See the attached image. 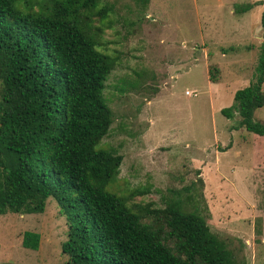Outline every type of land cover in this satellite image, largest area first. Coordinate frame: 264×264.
<instances>
[{"label": "rangeland", "instance_id": "1", "mask_svg": "<svg viewBox=\"0 0 264 264\" xmlns=\"http://www.w3.org/2000/svg\"><path fill=\"white\" fill-rule=\"evenodd\" d=\"M105 2L115 13L101 51L116 67L104 91L114 121L102 147L124 158L109 189L149 211L194 195L239 264H264V137L222 113L254 79L264 0ZM26 232L40 235L38 250L23 247ZM67 234L54 199L43 214L0 215V264H67Z\"/></svg>", "mask_w": 264, "mask_h": 264}, {"label": "trees", "instance_id": "2", "mask_svg": "<svg viewBox=\"0 0 264 264\" xmlns=\"http://www.w3.org/2000/svg\"><path fill=\"white\" fill-rule=\"evenodd\" d=\"M114 11L105 0H0V215L43 214L56 200L67 264H239L196 196L177 193L149 211L109 189L124 160L102 147L114 121L104 91L116 62L101 48ZM261 26L264 40V11ZM260 47L254 79L222 113L264 137L255 120L264 107ZM40 243L26 232L22 245Z\"/></svg>", "mask_w": 264, "mask_h": 264}, {"label": "crops", "instance_id": "3", "mask_svg": "<svg viewBox=\"0 0 264 264\" xmlns=\"http://www.w3.org/2000/svg\"><path fill=\"white\" fill-rule=\"evenodd\" d=\"M249 85H250V84H249ZM239 90H240V89H239ZM263 91H264V85H263ZM236 92H237V91H236ZM236 92H235V93H236ZM235 93H234V94H235ZM262 121H264V120H262Z\"/></svg>", "mask_w": 264, "mask_h": 264}]
</instances>
